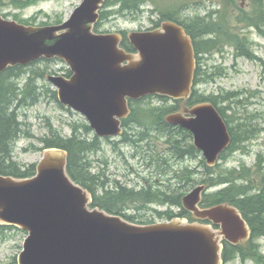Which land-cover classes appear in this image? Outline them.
Masks as SVG:
<instances>
[{
    "label": "water",
    "instance_id": "1",
    "mask_svg": "<svg viewBox=\"0 0 264 264\" xmlns=\"http://www.w3.org/2000/svg\"><path fill=\"white\" fill-rule=\"evenodd\" d=\"M105 0H82L68 19L29 25L0 15V73L9 66L58 58L71 76L47 74L58 101L81 114L98 136L122 133L128 99L158 94L181 99L164 120L189 130L206 164L214 166L231 136L210 101L185 105L195 71L193 45L183 28L129 32L134 48L120 47L117 33H97L94 25ZM206 183L180 198L193 221L172 218L139 224L90 207L91 195L67 172V152L42 151L31 177L0 174V225L27 235L18 264H222L223 241L246 247L251 229L237 206H201ZM208 221V222H205Z\"/></svg>",
    "mask_w": 264,
    "mask_h": 264
},
{
    "label": "rangeland",
    "instance_id": "2",
    "mask_svg": "<svg viewBox=\"0 0 264 264\" xmlns=\"http://www.w3.org/2000/svg\"><path fill=\"white\" fill-rule=\"evenodd\" d=\"M81 1L37 0L30 4L18 1L16 6V0H0V15L33 25H52L67 19ZM189 1L148 0L143 5L146 10L154 5L166 10ZM192 1L193 12H189L194 16L195 29L208 30L194 33L199 57L197 69L204 73L195 90L215 103L234 138L214 168L207 169L202 152L193 148L189 132L161 133L158 130L162 127L148 118L161 112L162 119L166 108L178 104L173 99L149 95L131 101L133 115L125 121L124 135L96 138L83 114L54 98L56 87L45 75L64 74L68 68L57 59L22 66L10 81H4L15 82L26 93L32 90L37 95L36 101L27 98V103L19 108L23 133L14 142L13 160L22 169L35 168L45 140L56 135L68 138L76 131L88 141L96 139L98 148L87 153L83 161L89 175L95 176L96 183H89L92 194L100 203L106 199L104 192L115 191L118 186L129 194L141 195L117 204L119 210L137 223L165 221L170 218L168 213L171 217L189 218L190 214L179 204L180 197L203 181L212 182L206 196L223 189L228 183L216 182L225 177L230 179L232 170L236 171L233 174L236 190L250 189L251 194L264 191V0ZM106 8L111 13L101 23V29L129 30L141 22L147 23L146 11L141 17L131 18L122 14L125 11L113 0ZM211 43L215 46L207 51ZM143 107L151 109L146 116L140 110ZM170 138L174 145L170 144ZM190 147L195 150L190 151ZM263 233L252 237L251 255L238 251L223 264H264ZM26 234L17 227L0 229V264H17Z\"/></svg>",
    "mask_w": 264,
    "mask_h": 264
},
{
    "label": "trees",
    "instance_id": "3",
    "mask_svg": "<svg viewBox=\"0 0 264 264\" xmlns=\"http://www.w3.org/2000/svg\"><path fill=\"white\" fill-rule=\"evenodd\" d=\"M18 1H20L19 3L30 4L36 2L37 0H16L15 2L16 6H19ZM214 46H215L214 43L209 44L207 46V51L212 49ZM22 66L23 65L7 67L4 71L0 73V174L10 175L16 178L30 177L35 173L34 166H30L27 169H22V167L13 160V156H12L14 142L23 133L22 130L23 122H20L18 119L19 108L27 103V98L32 97L31 102H34L37 99V95L32 90H29V93H26L24 90L17 87V84L15 82L11 81L12 83L9 84H5L4 82L5 80L10 81V79L12 78V74L16 71L20 72L19 70L22 68ZM202 75H204L202 70L196 69L193 79L192 93L189 98V101L190 103H196L203 100H210L213 104H215L210 98L199 96L195 90V86L202 80L201 79ZM233 95L234 93L230 94L228 98L232 97ZM157 96L166 99L165 96H160V95ZM54 98H56L55 94H54ZM176 107H177L176 105H173L170 108H166L164 111L166 113L171 112L174 111ZM140 110L145 116L151 112V109H147L145 107L141 108ZM131 115H133V110ZM148 118L152 122H157V124H159L162 127V130H158L161 133H167L170 130L174 131L177 129L180 132H183L182 129L175 128L166 124L163 118L160 119L161 112L159 115L155 113H153L152 116L148 115ZM168 136L171 137L172 134H169ZM125 139L129 141L131 140L128 137H126ZM169 141L170 144L172 145L175 144V142L172 141L171 138L169 139ZM233 141L234 138L232 137L231 144L233 143ZM48 147H60L64 149L67 152V170L71 175V177L76 182L86 187L89 191L93 192L89 187V183L91 182H93L94 184L96 183L95 176L89 175V172H87L88 168L83 161L86 159L87 153L94 151L96 148H98L97 140L94 139L92 141H88L87 138H81L80 135H78L76 131H74L73 134L68 138H61L60 136L56 135L53 138L46 139L44 142V147L42 149ZM193 148L190 147L189 150L194 151L195 149ZM207 169L211 170L210 168ZM235 172H236L235 170L229 172L231 177L230 179L225 177L219 180L218 182H216L219 184L228 183V186L216 191L211 195L206 196L205 194L204 204L210 205L222 201H229L231 203H234L237 207L240 208L241 212L243 213L244 217L249 223L251 227V239H252L254 234H261L264 232L262 227V225L264 224V218H263L264 191L260 190L257 193L251 194L249 191L250 189L245 190L239 188L236 190L235 189L236 185L234 184V180L236 179V177L233 176ZM209 185H212V182H209ZM116 189L117 190L115 191L104 192L103 196L106 197V199L101 203L97 202L96 198L93 195L92 205L99 206L100 208H103L110 213L120 214L123 217H125L127 220H131V218L125 215L123 211L119 210L117 206L124 201L125 202L133 201L132 199H137L138 197H141V195L136 193L129 194L128 191H125V188L122 186H118ZM131 192H133V190H131ZM148 193L150 192L148 191ZM144 199L147 200L149 198H144ZM179 204H180V200H179ZM168 214L171 218L172 214L170 213ZM177 216H181V215H177ZM9 228H13V226H9V225L0 226V229H9ZM251 239L249 240L246 247L235 246L225 242L223 248V260L226 261L228 259H231L234 256V254L238 253V251H240L241 253L244 252L245 254L251 255L252 247L249 248L250 243H252Z\"/></svg>",
    "mask_w": 264,
    "mask_h": 264
},
{
    "label": "flooded vegetation",
    "instance_id": "4",
    "mask_svg": "<svg viewBox=\"0 0 264 264\" xmlns=\"http://www.w3.org/2000/svg\"><path fill=\"white\" fill-rule=\"evenodd\" d=\"M113 1L118 2L119 6L123 9V11H125V13L123 12L122 14L130 16L131 18H138V16H140L141 14L143 15L145 11L148 13L147 19H146L147 23L145 24H142L141 22L129 30L123 29V28H117L116 31H110L106 29H101V26L103 25L101 23H103V20L108 17L109 13H111V11H109V9L106 8V6H108V4L112 2V0H105L104 4L102 5L101 10L99 11V18L94 25V31L97 33H117L119 34L121 37L119 45L123 47L124 49H126L127 51H135L128 39L129 32H132V31L146 32V31H152L155 29H160L162 27V24L167 21L174 22L175 24L183 28L185 34L187 35V37L193 44V48L195 47L194 33L197 34V30L199 32L201 31L202 34L208 31L203 28L195 29L196 23L194 21V16L192 15V13L190 15V12H189V11L193 12L194 4L192 0H190L188 4L181 5V6L171 5L172 7H167L166 10H161L155 5L153 7H149L148 10H146L143 4L148 2V0H127L126 2L125 0H113ZM207 16H208V12H207ZM198 19L200 20V18ZM201 20L202 22H204L202 18ZM194 58H195V64H197L199 61L197 52H194ZM50 60H54V58L48 59L46 61H50ZM39 61H43V60H39ZM34 63L36 62H33L32 64ZM62 75H64L65 77L71 76V71L69 67L66 69V73ZM186 104L191 106L194 103H190V101L188 100ZM176 106L177 107L174 111H177L180 109L181 103L178 102ZM220 114L222 115L221 111H220ZM122 125H125L124 121H122ZM105 139H109V137H106Z\"/></svg>",
    "mask_w": 264,
    "mask_h": 264
}]
</instances>
